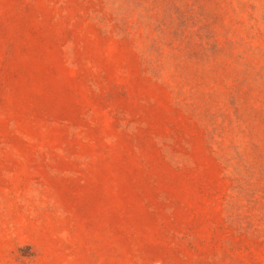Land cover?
I'll return each instance as SVG.
<instances>
[{"label": "rangeland", "instance_id": "rangeland-1", "mask_svg": "<svg viewBox=\"0 0 264 264\" xmlns=\"http://www.w3.org/2000/svg\"><path fill=\"white\" fill-rule=\"evenodd\" d=\"M0 264H264V0H0Z\"/></svg>", "mask_w": 264, "mask_h": 264}]
</instances>
